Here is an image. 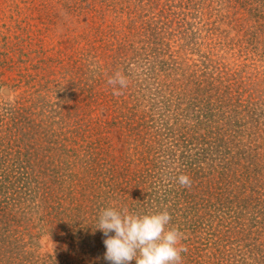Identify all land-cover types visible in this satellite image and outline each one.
<instances>
[{
  "label": "rangeland",
  "instance_id": "rangeland-1",
  "mask_svg": "<svg viewBox=\"0 0 264 264\" xmlns=\"http://www.w3.org/2000/svg\"><path fill=\"white\" fill-rule=\"evenodd\" d=\"M108 207L264 264V0H0V264H112Z\"/></svg>",
  "mask_w": 264,
  "mask_h": 264
},
{
  "label": "clouds",
  "instance_id": "clouds-1",
  "mask_svg": "<svg viewBox=\"0 0 264 264\" xmlns=\"http://www.w3.org/2000/svg\"><path fill=\"white\" fill-rule=\"evenodd\" d=\"M113 86V94L121 95L118 90L127 87L128 80L122 72H116L107 81ZM181 186L190 187L187 175H180ZM172 217L165 209L163 212L146 215L130 214L125 208L118 211L114 207L101 210L98 229L107 239L105 259L112 264H182V253L188 251L182 244L184 234L175 226L169 228ZM114 232V236L109 233Z\"/></svg>",
  "mask_w": 264,
  "mask_h": 264
}]
</instances>
